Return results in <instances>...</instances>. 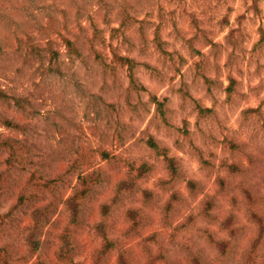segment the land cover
Returning a JSON list of instances; mask_svg holds the SVG:
<instances>
[{
    "label": "rangeland",
    "instance_id": "rangeland-1",
    "mask_svg": "<svg viewBox=\"0 0 264 264\" xmlns=\"http://www.w3.org/2000/svg\"><path fill=\"white\" fill-rule=\"evenodd\" d=\"M0 264H264V0H0Z\"/></svg>",
    "mask_w": 264,
    "mask_h": 264
}]
</instances>
